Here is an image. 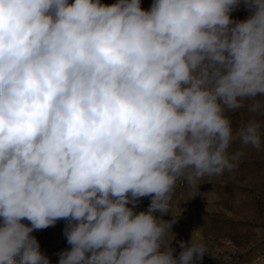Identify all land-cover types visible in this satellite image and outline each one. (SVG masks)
I'll return each mask as SVG.
<instances>
[{"label":"clouds","instance_id":"clouds-1","mask_svg":"<svg viewBox=\"0 0 264 264\" xmlns=\"http://www.w3.org/2000/svg\"><path fill=\"white\" fill-rule=\"evenodd\" d=\"M245 148L264 152V0H0V264H51L32 233L60 220L58 264H197L193 236L171 247L174 190Z\"/></svg>","mask_w":264,"mask_h":264},{"label":"rangeland","instance_id":"rangeland-1","mask_svg":"<svg viewBox=\"0 0 264 264\" xmlns=\"http://www.w3.org/2000/svg\"><path fill=\"white\" fill-rule=\"evenodd\" d=\"M115 2L101 0L109 5ZM151 3L152 0H141V7L148 9ZM248 15L243 5L231 14L233 20L241 21ZM227 115L235 128L244 125L251 114L244 108ZM240 148L237 139L229 153ZM199 184L192 189L178 181L174 190L170 203L173 215L178 218L172 228L174 255L181 251L178 242L190 241L193 236L207 248L197 264H264V152L245 148L234 171L206 176ZM149 203L150 197L141 198L137 211L147 209ZM172 213L162 219H172ZM65 223L60 220L54 227L32 233L51 264H58V253L71 247L63 234Z\"/></svg>","mask_w":264,"mask_h":264}]
</instances>
